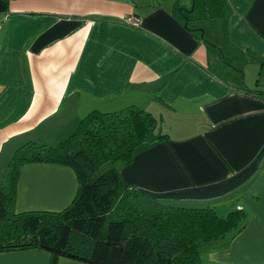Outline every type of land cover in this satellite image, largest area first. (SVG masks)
Wrapping results in <instances>:
<instances>
[{
    "label": "crops",
    "instance_id": "0c3cea01",
    "mask_svg": "<svg viewBox=\"0 0 264 264\" xmlns=\"http://www.w3.org/2000/svg\"><path fill=\"white\" fill-rule=\"evenodd\" d=\"M130 105L157 127L122 181L218 217L243 210L205 264H264V0H0V173L23 143L57 144L88 112ZM77 187L68 167L26 164L14 210L62 211Z\"/></svg>",
    "mask_w": 264,
    "mask_h": 264
},
{
    "label": "trees",
    "instance_id": "16d2710c",
    "mask_svg": "<svg viewBox=\"0 0 264 264\" xmlns=\"http://www.w3.org/2000/svg\"><path fill=\"white\" fill-rule=\"evenodd\" d=\"M156 127L157 120L134 105L92 110L57 144L17 147L3 172L6 183L0 182V253L44 250L49 264L61 257L88 264H205L199 244L238 231L243 210L218 217L213 209L159 200L128 186L115 168L102 171L107 163L129 164ZM36 163L76 174L77 191L64 210L15 212L18 175Z\"/></svg>",
    "mask_w": 264,
    "mask_h": 264
},
{
    "label": "rangeland",
    "instance_id": "374dc122",
    "mask_svg": "<svg viewBox=\"0 0 264 264\" xmlns=\"http://www.w3.org/2000/svg\"><path fill=\"white\" fill-rule=\"evenodd\" d=\"M153 135V134H152ZM121 164H111V163H107L106 165H104V167L102 168V171H107L109 169L115 168L117 170H119ZM0 182L1 184H5L6 181L4 180L3 177V173H0ZM227 213V212H226ZM218 215H221L220 212L217 213ZM227 215V214H225ZM232 233H228L227 235H225L222 238H218L209 242H204L199 244L198 246V256L199 259L202 263L208 262L210 261L211 256L216 254L220 249H222L223 247H226L231 239Z\"/></svg>",
    "mask_w": 264,
    "mask_h": 264
}]
</instances>
